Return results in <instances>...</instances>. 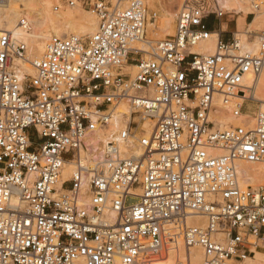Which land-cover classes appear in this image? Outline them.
I'll list each match as a JSON object with an SVG mask.
<instances>
[{
	"label": "built area",
	"instance_id": "obj_1",
	"mask_svg": "<svg viewBox=\"0 0 264 264\" xmlns=\"http://www.w3.org/2000/svg\"><path fill=\"white\" fill-rule=\"evenodd\" d=\"M88 1L97 30L50 37L34 75L19 63L28 43L0 31V264L264 256V112L222 129L218 104L239 118L256 101L264 32L229 33L225 0H184L154 46L148 0ZM240 1L254 19L264 6ZM214 35L213 54L192 51Z\"/></svg>",
	"mask_w": 264,
	"mask_h": 264
},
{
	"label": "bare ground",
	"instance_id": "obj_2",
	"mask_svg": "<svg viewBox=\"0 0 264 264\" xmlns=\"http://www.w3.org/2000/svg\"><path fill=\"white\" fill-rule=\"evenodd\" d=\"M35 1L40 2L39 4L42 7V9L45 11V15H50L49 14V7L51 5L50 0H47V1L42 0V2H41V0H10V2L6 6H0V31H10L13 33L15 38L24 39L28 43V47H29L28 55H27L26 59L19 61V63L21 64V66L24 70V73L27 75H34L33 74L34 68H33L32 64L35 61H38L40 59L39 55H41L43 50L45 51L46 43L50 39V37L61 36V33L64 32L65 30H67V32H66L67 36L72 35V34H75L78 36H85L89 33L93 34L97 30L98 24H99V18L98 17H97L98 18V22H97V20L92 16L91 13L83 14L81 7L79 5L74 6V3H73V5H71V6H74V7L70 8L66 12H63L57 18L53 17V16L47 17L51 34H50V36L44 35L42 30L39 31V29H37V27L39 26L38 19L36 20V22H37V25H36V24H34V21L32 22L31 19L26 14H23V11L21 10L22 6H24V9L28 8ZM150 3H151V5H150L149 9L154 11V9L157 8V3L160 4V0H151ZM225 4H226L227 9L235 10V12L238 15H240V17L238 19V26H237V30H238L241 26H244L246 24V22H247V21L245 22L246 15L250 10L247 9L246 8L247 6H244V4H242V2L240 0H225ZM231 5H233L235 7L230 8ZM55 13L58 14L59 11L55 12ZM21 14H23L22 17L25 15L29 19L30 26L28 27L27 30L23 29L19 25V21L22 18V17L20 18ZM35 14L39 18L42 16V14L40 12H35ZM164 14L165 15L162 17L163 19H161V25L159 27H157L158 21H156L157 23L155 24V22H152V17L149 16L150 19L148 20V23H147L148 37L150 34L149 31L152 32L157 28L169 32V33L167 32V35L163 36L162 39H168L172 36V34H171L172 22L171 21L173 20V16L175 17V15H171L168 13H164ZM256 15L257 16H256L253 24H261L264 26V11L258 12ZM155 20H157V19L155 18ZM33 24L36 25L37 27L35 26L36 28H32ZM224 28H226V27H224ZM32 30H33V32L29 33ZM89 35H91V34H89ZM242 35L243 34H240L238 36V38L241 39L243 42V40L245 39V36H242ZM215 38H216V36L214 35L210 41L197 44L196 46H194L192 48V51L193 52L196 51V53L205 54V55L213 54L214 48H215ZM152 43L154 45L153 41H152ZM140 47L145 52H149L152 49V48L149 49V47L146 45H140ZM246 48L249 50L251 49V47H249V46H246ZM145 58L147 59V57H145ZM127 69L131 70L133 73L137 72V68L135 66H129ZM263 72H264V70H263ZM262 73L260 75H262ZM247 79L251 80V81L254 80V78L250 75L247 77ZM257 81L261 85V87L259 90L256 89V92L254 94V99L256 101H259L262 103L261 109L264 112V98H262L260 96V91L264 88V76H259ZM257 87H258V85H257ZM218 104L220 107L219 116L221 117L223 112L225 115H227L224 107L222 106V103L218 102ZM261 109H259V110L262 111ZM122 110H125V108H122ZM245 114H248V113H243V115L241 117H239V118L243 117L244 120L246 121V122H243L242 124L253 123V121L252 122L250 121V117L248 115H245ZM231 116H233V115H231ZM234 118H236V117H234ZM252 119L254 120V116L252 117ZM71 170L72 169L69 168L65 172L66 177H69V172H71ZM261 172H262L261 166L254 165V166L250 167L249 176L254 181L261 182L262 181L261 180ZM198 259H199V257H197L195 260H198ZM255 259H253V260H255ZM253 260H249L248 264H251V261H253ZM174 262H175V256L170 255L161 264H174ZM255 263H256V260H255L254 264Z\"/></svg>",
	"mask_w": 264,
	"mask_h": 264
},
{
	"label": "rangeland",
	"instance_id": "obj_3",
	"mask_svg": "<svg viewBox=\"0 0 264 264\" xmlns=\"http://www.w3.org/2000/svg\"><path fill=\"white\" fill-rule=\"evenodd\" d=\"M43 1H47V0H43ZM50 1H51V5L49 7V14L50 15H45V11L40 6V4H39L40 2L39 1L38 2L35 1L28 8H25L24 9V6L21 7V10L23 11V14H26L31 19L32 22L34 21V24L37 25L36 20L38 19L39 26L37 27L36 25L33 24L34 26L32 25V28H36L37 27V29H39V31L42 30V32H43L44 35L50 36V34H51L50 33V29H49L48 20H47V17L48 16H53V17H56L57 18L63 12H66L70 8H72L74 6H77V5H79L81 7V10H82V13L83 14H85V13H91L92 16L98 22L97 16L94 13H92V9L88 5V3H89L88 0H50ZM70 1H73L74 2V6H71L70 5V3H69ZM111 1L113 3H115L117 0H111ZM41 2H42V0H41ZM84 2H86L85 5H84ZM150 2H151V0H148V2H147L148 20L150 19L149 16H151L152 17V22H155V24H156L157 23L156 21H158L157 27H159L161 25V19H163L162 17L165 15L164 13H168V14H171V15H175V17L173 16V20L171 21L172 22V25H171L172 26V28H171V34H172V36L171 37H173L174 36V33H175L176 15L178 13V10L182 6L184 0H160V4L157 3V8H155L156 10L154 9V11H152L151 9H149L150 8V5H151ZM242 4H244V6H247L246 8L250 10L248 13H250L251 11H253L252 8H251V6H250V2H246V3H242ZM55 6H60V11H59L58 14H56L54 12V7ZM234 7L235 6L231 5L230 8H234ZM263 11H264V6L261 9V12H263ZM35 12H40L42 14V16L39 18L35 14ZM154 13L157 14V17H156L157 20H155L154 17H153ZM23 14H21L20 18L22 17ZM239 17H240V15H238V14H232V13H229L228 12L227 15H226V17L222 20L221 23H223L224 27H226V28H227V25H228V32L229 33H236L237 32L236 29H237V26H238V19H239ZM254 20L255 19L253 17H249L248 15H246L245 22L246 21L247 22H246V24L244 26H241L238 29V32L242 33V32H246V31H253L256 36L259 35V34H262V32H264V26L261 25V24H253ZM33 30L30 31L29 33H32ZM147 30H148V28H147ZM66 32H67V30H65L64 32H62L61 33V36L67 35ZM149 32H150V34H149V37L148 38L150 40H152L154 42V46H156V44L160 40H163L162 37L167 35V32L168 31H164L162 29H158L157 28L154 31H152V32L149 31ZM89 34H92V33H89ZM89 34H87V35H89ZM87 35H85V36H87ZM43 53H44V50L41 53V55H39V58L42 57ZM127 70L128 71H131L129 69H127ZM33 74H34V72H33ZM260 76H264V72ZM260 87H261V85L258 83L257 89L259 90ZM260 96L262 98H264V88L260 91ZM261 106H262V103L261 102L255 101V102L251 103L250 110L248 112H244V113H248V114H245V115H248L250 117V121L251 122L253 121L252 117L256 115V113L258 112L259 109H261ZM120 110H122V108ZM126 110L127 109L125 108L124 111H126ZM219 119L221 120V122L223 121L222 122V128L223 129L224 128H228L230 125H233V126H241V124L243 122H246L243 117L236 119L233 116H231V114H229V113H227V115H225L224 112H223L222 116L219 117ZM255 260H256V263L255 264H264V256H263V254L257 253V256H256V259Z\"/></svg>",
	"mask_w": 264,
	"mask_h": 264
},
{
	"label": "crops",
	"instance_id": "obj_4",
	"mask_svg": "<svg viewBox=\"0 0 264 264\" xmlns=\"http://www.w3.org/2000/svg\"><path fill=\"white\" fill-rule=\"evenodd\" d=\"M207 22L210 24L211 26V30H216L220 24V22H218L215 18H209L207 20ZM226 39H228V36L226 37ZM255 260L251 261L252 264H254Z\"/></svg>",
	"mask_w": 264,
	"mask_h": 264
}]
</instances>
